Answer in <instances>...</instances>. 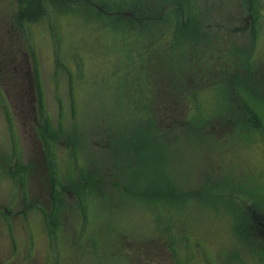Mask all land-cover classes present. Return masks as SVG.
I'll use <instances>...</instances> for the list:
<instances>
[{
    "label": "rangeland",
    "instance_id": "374dc122",
    "mask_svg": "<svg viewBox=\"0 0 264 264\" xmlns=\"http://www.w3.org/2000/svg\"><path fill=\"white\" fill-rule=\"evenodd\" d=\"M13 61L30 69L58 195L72 219L66 191L90 204L70 228L0 212V264H264V0H0L10 109L30 87ZM183 70L197 103L159 104L152 129L150 94ZM6 128L0 115V162L21 164Z\"/></svg>",
    "mask_w": 264,
    "mask_h": 264
},
{
    "label": "flooded vegetation",
    "instance_id": "af4514ba",
    "mask_svg": "<svg viewBox=\"0 0 264 264\" xmlns=\"http://www.w3.org/2000/svg\"><path fill=\"white\" fill-rule=\"evenodd\" d=\"M18 15L21 16V12H19ZM246 15V17H243L245 22L250 17L248 12ZM246 25L247 24L243 25V23H240V27L236 26L233 28L228 26V31L231 32L244 29L247 28ZM13 63L15 64V72L20 73V78L23 76L24 80V75H28L30 87L29 93H23L22 96H15V100H17L15 102L16 105H18L16 109L8 108L7 103L4 104V107L0 106V115L4 119L5 127L7 126L6 129L8 132L10 128L12 130L11 136L15 146L13 147L14 152H11V154L20 152V154H23V162L21 164L17 158L18 155H14L12 165L9 158H5L0 162V170H2L0 171V186L5 185L7 192L6 201L2 200V204H8L5 206L0 205L2 206L0 211L1 215H5L8 219L10 218L9 220L5 218L4 221L6 225L8 224L11 227V221H14L16 225L22 224L23 227L28 226L29 228L31 225L29 220L30 217L36 219L37 225H41L42 227L50 226V228L53 229L57 221L55 216L58 214L60 217L59 223L64 225V227L70 228L75 221L78 222L79 219L85 218L83 217V213L90 204L89 196H87V193L85 194L82 192L79 193L80 197L73 196L71 191H66V194L70 197L69 199L75 203L74 211L76 215L72 219L69 211H67L66 206L68 204L65 203L63 194L58 195L54 186L55 179L52 175L51 158L54 157V161L56 162L58 154H56L55 145L53 143V146L49 144V148L46 140H42L40 137L42 134L41 127L44 126V122L46 121L45 119L42 120V108L39 109L37 93L33 87L32 79L29 78L31 74L30 69H28V66L24 68L19 61H13ZM7 67V65H3L0 70L4 73L7 71ZM23 68L27 69L24 71ZM7 75L8 74H5L6 78ZM11 75H14L15 78L17 76L16 74ZM2 78L0 83L3 86L4 82L2 81H4L5 77ZM6 81L8 83V80ZM5 95L1 94L0 100H3ZM46 115H48L47 111ZM47 119L49 121V115ZM49 124L50 122L48 125ZM6 136L9 137L7 132ZM101 146L103 147L104 145ZM63 153L64 156H62V161H64L66 165V159L69 158L70 155L65 154L66 152ZM20 157L22 156L20 155ZM59 168H56V176L61 174L62 169H64V167ZM61 176L64 175L61 174ZM16 205L17 207H14ZM70 212H72V210H70ZM17 218L19 219L17 220ZM256 225L259 232L264 235L263 222L256 220ZM12 244H15L13 237Z\"/></svg>",
    "mask_w": 264,
    "mask_h": 264
},
{
    "label": "trees",
    "instance_id": "16d2710c",
    "mask_svg": "<svg viewBox=\"0 0 264 264\" xmlns=\"http://www.w3.org/2000/svg\"><path fill=\"white\" fill-rule=\"evenodd\" d=\"M29 7L30 6H28L27 9H29ZM38 7H39V10L41 12V10H42L41 8H43L44 6L38 5ZM185 13H187V12H185ZM137 17H138V11H136V10H135V12L131 11L130 19L133 20ZM186 59H192V56L187 54ZM187 67L188 66H186L184 68H187ZM184 70H183V81L180 80L178 82H175V81H170L169 78H167L168 79L166 81L167 84H165L166 82H162V87L161 86L157 87L155 85V88L157 90L153 91V93L150 94V97H151L150 105H151V112H152L151 125L153 127L152 129H155L158 126L155 112H156V108L159 104H161V106L163 104L165 106L166 110L168 111V113H170V112L175 113L174 112V103L177 104V106H179V107L181 105H183L187 109H188L190 103H192V102L197 103L196 99L199 95L196 97L194 94L195 89L188 86V77L186 76ZM130 92H132V91H130ZM170 102H171V104L169 105ZM241 103H242V105H245V107H246V109H244V110L246 111V114H247V121L249 122V124L253 128V129H249L248 131L258 129L259 131L262 132L263 122H262V117L260 115V112H258L256 110V108H255V110H252L250 108V106H248V104L245 100H242ZM137 105L139 106V104H137ZM190 118L189 119L186 118L183 120L186 125L189 124ZM254 219L257 220V217H254ZM171 247H172V245H170V248ZM171 251H172V248H171ZM172 255L175 256L173 253H172ZM173 263H174V260H173ZM176 264H177V261H176Z\"/></svg>",
    "mask_w": 264,
    "mask_h": 264
}]
</instances>
